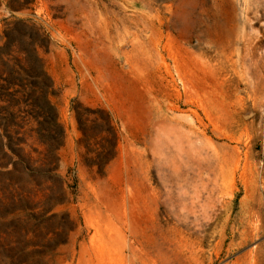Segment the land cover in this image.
<instances>
[{
    "label": "rangeland",
    "instance_id": "1",
    "mask_svg": "<svg viewBox=\"0 0 264 264\" xmlns=\"http://www.w3.org/2000/svg\"><path fill=\"white\" fill-rule=\"evenodd\" d=\"M8 43L0 264H264V0H0Z\"/></svg>",
    "mask_w": 264,
    "mask_h": 264
},
{
    "label": "trees",
    "instance_id": "2",
    "mask_svg": "<svg viewBox=\"0 0 264 264\" xmlns=\"http://www.w3.org/2000/svg\"><path fill=\"white\" fill-rule=\"evenodd\" d=\"M31 43L29 47H32L33 42ZM4 48H0V52H3L0 53V83L3 84L0 86V97L6 95L14 98L29 87H48L46 77L40 71L29 69L25 65L22 55H27V52L23 53V50L16 48L12 43H8ZM21 48L23 49V46Z\"/></svg>",
    "mask_w": 264,
    "mask_h": 264
}]
</instances>
